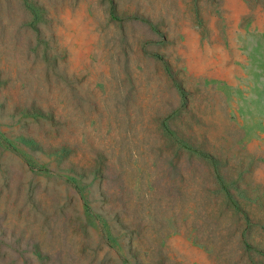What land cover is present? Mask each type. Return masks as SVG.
Returning <instances> with one entry per match:
<instances>
[{"label":"rangeland","instance_id":"obj_1","mask_svg":"<svg viewBox=\"0 0 264 264\" xmlns=\"http://www.w3.org/2000/svg\"><path fill=\"white\" fill-rule=\"evenodd\" d=\"M161 5L0 0V264H264V4L227 45Z\"/></svg>","mask_w":264,"mask_h":264},{"label":"crops","instance_id":"obj_2","mask_svg":"<svg viewBox=\"0 0 264 264\" xmlns=\"http://www.w3.org/2000/svg\"><path fill=\"white\" fill-rule=\"evenodd\" d=\"M252 1L258 0H161V11L147 14L145 24L161 21L166 38H181L189 44H236L243 29V15L253 12ZM264 4V0H261ZM254 14L259 13L256 8ZM264 14V7L262 12ZM250 19V18H249ZM146 26L144 31L146 32ZM167 31H173L169 34ZM146 37L145 33L143 35ZM228 40H233L228 42Z\"/></svg>","mask_w":264,"mask_h":264}]
</instances>
